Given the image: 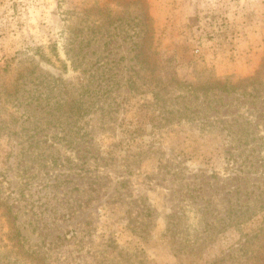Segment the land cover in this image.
I'll return each mask as SVG.
<instances>
[{
	"label": "rangeland",
	"instance_id": "obj_1",
	"mask_svg": "<svg viewBox=\"0 0 264 264\" xmlns=\"http://www.w3.org/2000/svg\"><path fill=\"white\" fill-rule=\"evenodd\" d=\"M0 264H264V0H0Z\"/></svg>",
	"mask_w": 264,
	"mask_h": 264
}]
</instances>
